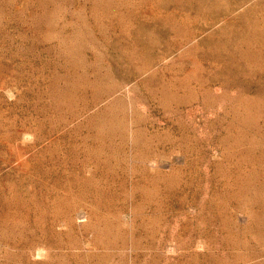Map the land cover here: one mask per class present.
<instances>
[{
    "label": "rangeland",
    "instance_id": "rangeland-1",
    "mask_svg": "<svg viewBox=\"0 0 264 264\" xmlns=\"http://www.w3.org/2000/svg\"><path fill=\"white\" fill-rule=\"evenodd\" d=\"M0 264H264V0H0Z\"/></svg>",
    "mask_w": 264,
    "mask_h": 264
},
{
    "label": "bare ground",
    "instance_id": "bare-ground-1",
    "mask_svg": "<svg viewBox=\"0 0 264 264\" xmlns=\"http://www.w3.org/2000/svg\"><path fill=\"white\" fill-rule=\"evenodd\" d=\"M260 3V2H259Z\"/></svg>",
    "mask_w": 264,
    "mask_h": 264
}]
</instances>
